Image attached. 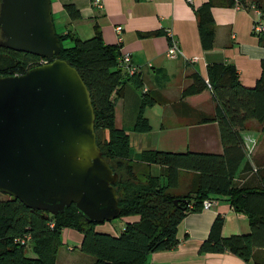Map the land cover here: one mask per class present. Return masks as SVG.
<instances>
[{"label": "trees", "instance_id": "trees-1", "mask_svg": "<svg viewBox=\"0 0 264 264\" xmlns=\"http://www.w3.org/2000/svg\"><path fill=\"white\" fill-rule=\"evenodd\" d=\"M238 1L246 2L208 0L197 7L204 48L210 49L215 43L213 6L217 3L233 5ZM64 7L72 21L83 17L74 1H67ZM57 33L61 51L46 58L49 61L55 57L66 59L77 67L86 82L96 113L97 143L119 174L115 182L121 206L119 216L138 218L126 221L121 231L114 234L98 230L97 224L101 221L88 219L76 203L53 214L30 207L18 197L0 196V264H57L66 227L83 233L81 250L95 256L88 264H148L151 252L177 246L178 225L188 212L201 210L205 198L220 194L228 195L234 208L248 215L251 230L224 235V218L218 215L200 251L231 250L246 261L254 258V264H264V260L255 257V248L264 246V163L255 169L256 181L241 183L237 179L242 171L254 168L245 146L244 131L248 121L257 120L264 131V59L262 73L254 85L244 84L237 67L231 63L209 64L207 78L197 70L189 74L191 80L183 88L182 98L192 101L214 98V112L201 113L198 122L218 121L223 152L159 148L136 151L127 129L116 125L114 111L116 96L125 82L144 88L140 72L131 74L122 65L121 45L107 43L97 23L91 37L82 38L70 27L66 32ZM2 38L1 30L0 40ZM67 38L73 40L72 45L64 44ZM42 57L0 44V76L23 74L38 65ZM141 97L134 127L147 130L151 129V124L144 112L145 107L153 103V97L148 89L142 90ZM139 163L166 168L159 174L150 172L141 177L137 171ZM183 172L191 176L186 183L188 190L177 192ZM24 234L31 236L26 244L17 240ZM28 248L33 255L27 253Z\"/></svg>", "mask_w": 264, "mask_h": 264}, {"label": "crops", "instance_id": "crops-1", "mask_svg": "<svg viewBox=\"0 0 264 264\" xmlns=\"http://www.w3.org/2000/svg\"><path fill=\"white\" fill-rule=\"evenodd\" d=\"M67 1L52 0L56 28L58 22L61 32H66L70 27L80 37L87 38L94 34L97 23L104 40L120 44L122 52H129L132 62L140 66V77L153 97V103L147 105L144 112L151 129L139 130L134 127L143 89L137 88L131 81L125 82L116 96L114 111L115 123L127 129L132 147L137 151L147 148L224 151L218 121L198 122L201 113L214 112V98L210 96L199 101L183 99L182 90L189 84V74L193 71L197 70L207 78L208 66L213 62L234 64L244 84L256 83L262 73L264 32L255 33L253 23L259 18L264 21V0L238 1L233 5L215 4L212 8L215 43L210 49L202 45L196 10L208 0H194V3L186 0H102L103 6L96 5L94 0H72L83 15L75 21L71 20L64 7ZM119 24L123 26L122 41H119L116 29ZM169 30L178 39L184 54L176 57L167 55ZM192 56H198V60L192 61ZM254 129L262 131L261 124L251 119L244 131V138L255 142L254 152L249 158L256 168L264 163V147L258 146ZM254 168L242 171L237 179L241 183L245 180L256 181ZM186 188L183 190L187 191L188 186ZM214 197L216 201L211 207L190 211L183 217L178 225L177 246L151 252L148 264H254V258L246 261L231 250L200 251V245L218 215L224 218V235L251 230L248 215L237 211L228 195ZM137 218L127 216L126 221ZM111 226L98 228L97 225V229L114 234L122 229ZM62 236L70 249L75 248L70 241L80 246L83 239V233L72 227L64 228ZM255 257L264 260V246L255 248ZM57 264L73 263L64 257L60 263L57 260Z\"/></svg>", "mask_w": 264, "mask_h": 264}, {"label": "water", "instance_id": "water-1", "mask_svg": "<svg viewBox=\"0 0 264 264\" xmlns=\"http://www.w3.org/2000/svg\"><path fill=\"white\" fill-rule=\"evenodd\" d=\"M0 27L9 48L61 51L52 0H1ZM95 119L90 89L64 58L1 75L0 189L53 214L76 203L90 220L119 216V174L97 143Z\"/></svg>", "mask_w": 264, "mask_h": 264}, {"label": "rangeland", "instance_id": "rangeland-1", "mask_svg": "<svg viewBox=\"0 0 264 264\" xmlns=\"http://www.w3.org/2000/svg\"><path fill=\"white\" fill-rule=\"evenodd\" d=\"M61 26L58 24L57 22V31L61 32ZM0 36H1V29H0ZM64 44L65 45H72L73 44V40L71 38H67L64 40ZM254 134L257 136L258 138V146L260 147H264V132L254 129ZM135 150L136 148L133 147ZM137 151V150H136ZM165 167L161 166V165H147L146 163H139L137 165V171L138 173L141 175V177H144L146 174L152 172V173H161ZM189 177L190 174L189 173H182V181L181 184L178 188H176L177 190H180L181 192L184 191L183 189H187L186 188V183L189 182ZM239 180V179H238ZM240 181V180H239ZM185 186V187H184ZM10 194L0 190V196L1 197H6ZM126 219L127 216H117L116 218L110 219V220H105V221H101L99 222L98 228H102L104 226H111L112 228L115 227V229H120L122 228V225L126 223ZM63 238V236H62ZM71 245H75L74 249H70L68 247V242L63 238V243L61 244L59 251H58V263H60V261L64 258L67 257L71 263L73 264H88L91 263L95 260V256L91 253H87L81 250L80 246H78V244H76V242L74 241H70ZM77 245V246H76ZM27 253L29 255H33V252L31 249L28 248ZM79 254H80V258H79Z\"/></svg>", "mask_w": 264, "mask_h": 264}, {"label": "built area", "instance_id": "built-area-1", "mask_svg": "<svg viewBox=\"0 0 264 264\" xmlns=\"http://www.w3.org/2000/svg\"><path fill=\"white\" fill-rule=\"evenodd\" d=\"M188 3H194V0H186ZM94 3L98 6H103L102 0H94ZM118 36H119V41L123 40V26L122 25H117L116 26ZM253 30L255 33H261L264 32V21L262 18L256 19L253 23ZM167 34L170 37V44L167 48V55L170 57H176L178 54H184L183 49L181 48L178 39L175 37L173 32L169 30ZM192 61H197L198 56H192L190 58ZM120 62L122 65L127 68V70L132 74L140 71V66L137 64H134L132 62L131 54L129 52H122L120 58ZM49 60L46 57H42L39 60V64H43L45 62H48ZM148 88L144 86L143 90L146 91ZM245 146H246V151L248 156H252L254 149H255V142H250L248 140H245ZM256 169V168H254ZM216 201V197H207L204 199L202 208H209L211 205ZM31 236L29 234H24L23 236H20L17 238L21 243L26 244L29 242Z\"/></svg>", "mask_w": 264, "mask_h": 264}]
</instances>
